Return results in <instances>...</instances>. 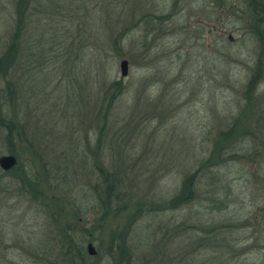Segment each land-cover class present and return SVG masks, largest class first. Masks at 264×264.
I'll return each instance as SVG.
<instances>
[{
    "label": "rangeland",
    "instance_id": "374dc122",
    "mask_svg": "<svg viewBox=\"0 0 264 264\" xmlns=\"http://www.w3.org/2000/svg\"><path fill=\"white\" fill-rule=\"evenodd\" d=\"M12 42L0 264H264V0H0Z\"/></svg>",
    "mask_w": 264,
    "mask_h": 264
},
{
    "label": "trees",
    "instance_id": "16d2710c",
    "mask_svg": "<svg viewBox=\"0 0 264 264\" xmlns=\"http://www.w3.org/2000/svg\"><path fill=\"white\" fill-rule=\"evenodd\" d=\"M17 38L18 36L14 37V40L16 41ZM19 50H20L19 42H17V44L15 42L14 43L12 42V44H10L9 47L7 48V51L0 57V79L5 78L9 69L14 66L15 62L17 61ZM4 122L5 125H7L8 123L13 122V120H8L0 111V123L3 124ZM194 177L195 175H192L193 181H194ZM192 178H190V183H192ZM190 196H191V191L188 185H186V193L183 195L180 201L187 202L190 200L189 199ZM115 199L117 200V197L114 198V201H116Z\"/></svg>",
    "mask_w": 264,
    "mask_h": 264
},
{
    "label": "water",
    "instance_id": "95a60500",
    "mask_svg": "<svg viewBox=\"0 0 264 264\" xmlns=\"http://www.w3.org/2000/svg\"><path fill=\"white\" fill-rule=\"evenodd\" d=\"M120 75L121 77H126L128 74V63L125 60H122L119 64ZM17 164L16 158L11 155H5L0 157V170L7 172ZM86 253L90 257H95L97 252L91 243L86 246Z\"/></svg>",
    "mask_w": 264,
    "mask_h": 264
}]
</instances>
